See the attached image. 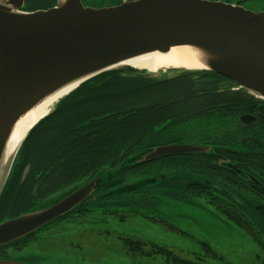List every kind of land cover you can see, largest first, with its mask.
I'll return each instance as SVG.
<instances>
[{
    "label": "water",
    "instance_id": "95a60500",
    "mask_svg": "<svg viewBox=\"0 0 264 264\" xmlns=\"http://www.w3.org/2000/svg\"><path fill=\"white\" fill-rule=\"evenodd\" d=\"M25 1L0 0V203L33 130L82 85L111 71L134 68L131 61L173 48L190 49L200 56L196 61L202 68L172 70L213 72L264 100V12L219 0H120L116 6L98 9L82 0H56L52 8L36 11L27 10ZM71 85L75 87L29 129L3 167L19 120ZM204 151L197 145L161 146L121 167ZM118 169L101 171L89 182L1 221L0 249L71 213ZM0 264L26 263L0 259Z\"/></svg>",
    "mask_w": 264,
    "mask_h": 264
},
{
    "label": "flooded vegetation",
    "instance_id": "af4514ba",
    "mask_svg": "<svg viewBox=\"0 0 264 264\" xmlns=\"http://www.w3.org/2000/svg\"><path fill=\"white\" fill-rule=\"evenodd\" d=\"M55 4V0L25 1L29 11L47 10ZM170 71L172 73L175 70ZM203 74L202 71L179 70L172 76L166 74L162 76L166 78L182 76V79H174L175 84L187 81L192 90L198 91L200 83L212 87L213 83L210 82L215 81L213 78L203 77ZM221 82L223 88L221 91L224 94L219 97L232 99L234 102L222 100L220 103H214L211 100L214 98L212 93L179 94L173 99L166 96L161 105L164 111L161 115V124L155 128L159 132L158 143L148 140L145 147L197 145L205 148L204 152L165 156L146 162L138 170H129L114 178L110 177L109 179H112L107 186L54 224L67 220L69 223H85L89 221L88 213L98 211L103 213L102 216L113 218L114 215L107 212L119 213L120 222H125V215L128 213L131 215L139 213L135 217H144L142 211H149L155 206L156 196L150 191L154 188L159 195L183 203L208 197L211 198V203H218L216 208L210 205L219 213L225 212L229 215L241 213L238 217L242 223L239 224L232 217L222 216L248 234H255L252 232L253 229L261 232L259 241L264 246V100L240 89L232 81ZM229 111L233 112V116ZM127 150L123 149L117 159L104 168L124 163L135 154L128 153ZM42 170L48 172L42 175L40 173ZM60 171L58 167L28 161L22 174L18 173L11 181L1 205L0 217L3 215L17 217L53 193L69 188L79 181L81 184L89 182L94 174L87 173L77 181L65 184L68 176L62 178ZM186 176H192L196 180L190 181ZM144 181L146 187L126 188ZM199 181L208 184L207 187L201 186ZM58 183L61 184L59 187ZM190 186L193 190L188 188ZM46 187L55 190H45ZM9 211L13 214H8ZM170 226L176 229L173 225ZM35 236L24 243H15L0 249V255L7 259L8 249L19 251ZM137 240L144 242L141 239Z\"/></svg>",
    "mask_w": 264,
    "mask_h": 264
},
{
    "label": "trees",
    "instance_id": "16d2710c",
    "mask_svg": "<svg viewBox=\"0 0 264 264\" xmlns=\"http://www.w3.org/2000/svg\"><path fill=\"white\" fill-rule=\"evenodd\" d=\"M203 72V77L213 78L215 81L210 82L213 83L212 87L200 83L198 91L192 90L191 85L187 81H179L176 82L178 84H175L174 79H182V76L174 78H166L165 76L149 77L150 75L146 74L148 72L139 71L135 68L111 71L93 78L66 98L55 113L50 115L33 130L23 146L8 188L16 175L18 173L19 175L22 174L28 161L42 162L48 167H58L61 170L62 178L68 176L66 182L62 181L65 184L70 181H77L87 173H94L92 176L95 177L101 171L121 168L111 173L114 178L116 175H122L129 170L135 171L140 169L145 163L137 166H121L128 164L132 158L143 151L153 149L154 147L145 148L147 147L148 140H151L153 143H158L159 132L155 128L161 124V115L162 112L164 113L161 105L167 98L166 96H170V99H173L179 94L188 95L200 92V94L212 93L214 98L211 100L214 103H220L222 100H226L225 98L219 97L224 94L221 91L223 88L220 83H222L221 80L231 81L213 72ZM144 75L146 76L142 77ZM190 83L192 82L190 81ZM115 84H119L120 86L114 88L113 86ZM98 100L101 101L99 102ZM226 101L234 102L232 99ZM100 105H103L105 109L101 113H96L94 108ZM229 112L233 116V112ZM125 148L128 149V153L135 152V154L124 163L112 168H104L110 162L116 160L117 156ZM47 172L48 170L40 171L42 175ZM186 177L190 181L196 180L192 176ZM111 179L104 186H107ZM145 184L146 181L139 182L137 185L126 188L139 189L143 188ZM199 184L204 187L208 185L203 181H199ZM59 185L61 184L58 183L57 187ZM80 185H82L81 181L76 182L75 185L73 184L69 188L47 196L42 202L48 198L68 192L72 188ZM188 188L193 190L191 186ZM199 189L202 190L201 188ZM45 190L54 191L55 188L46 187ZM7 192L8 189L5 195H7ZM2 203L3 200L0 203V209ZM215 206L218 207V203ZM107 213L115 215L116 212L109 211ZM221 213L225 217H232L238 224L242 223L238 217L241 213L232 215L225 212ZM138 214H132L131 216L128 213L125 216L127 219ZM254 231L257 237H260L261 232H258L256 229ZM26 240L18 243H24ZM123 244L127 252L134 255L148 256L149 254H160L166 260H170L172 264H203L181 259L174 254L173 250L167 249L166 247L151 246L149 244L144 245V242L133 237L125 238ZM203 244L204 250L208 253L211 252L210 245L208 243Z\"/></svg>",
    "mask_w": 264,
    "mask_h": 264
},
{
    "label": "rangeland",
    "instance_id": "374dc122",
    "mask_svg": "<svg viewBox=\"0 0 264 264\" xmlns=\"http://www.w3.org/2000/svg\"><path fill=\"white\" fill-rule=\"evenodd\" d=\"M219 1L239 2L246 9L264 12V0ZM82 2L87 7L98 9L116 6L120 0ZM170 70L146 74L163 77V74L172 76L179 71L175 69L171 73ZM118 86L115 84L113 87ZM104 109L100 105L94 111L101 113ZM150 191L156 196V203L151 210L142 211L146 215L144 217H129L120 222L119 213L114 218L102 216L99 211L88 213L89 221L85 223H69L67 220L39 231L19 251L8 249L7 259L26 264H172L160 254L133 257L134 254L127 252L123 246L125 238L133 237L143 240L144 245L166 247L181 259L203 264H263L264 249L254 229L252 232L255 234H248L223 217L213 208L216 204L211 203V198H197L183 203L159 195L154 188ZM7 218L12 217L3 215L0 221ZM170 224L176 229H172ZM203 243L210 245L211 252L204 250ZM0 259L4 257L0 255Z\"/></svg>",
    "mask_w": 264,
    "mask_h": 264
},
{
    "label": "bare ground",
    "instance_id": "6f19581e",
    "mask_svg": "<svg viewBox=\"0 0 264 264\" xmlns=\"http://www.w3.org/2000/svg\"><path fill=\"white\" fill-rule=\"evenodd\" d=\"M199 57L200 56L198 53L191 51L190 49L173 48L166 54H150L140 58L139 60L131 61L129 64L133 65L136 69H141L150 73L166 71L172 69V67L196 70L202 68L201 65L196 61V59H199ZM74 87L75 85H71L66 89L48 97L19 120L8 143L3 167H5L10 157L14 154L29 129L33 127V125H35L41 118L47 115L50 107L55 101H57L60 97L65 95Z\"/></svg>",
    "mask_w": 264,
    "mask_h": 264
}]
</instances>
